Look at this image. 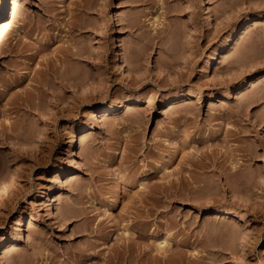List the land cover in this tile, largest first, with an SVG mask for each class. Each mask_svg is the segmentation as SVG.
Listing matches in <instances>:
<instances>
[{
    "label": "rangeland",
    "instance_id": "1",
    "mask_svg": "<svg viewBox=\"0 0 264 264\" xmlns=\"http://www.w3.org/2000/svg\"><path fill=\"white\" fill-rule=\"evenodd\" d=\"M10 1L0 264H264V0Z\"/></svg>",
    "mask_w": 264,
    "mask_h": 264
},
{
    "label": "bare ground",
    "instance_id": "2",
    "mask_svg": "<svg viewBox=\"0 0 264 264\" xmlns=\"http://www.w3.org/2000/svg\"><path fill=\"white\" fill-rule=\"evenodd\" d=\"M10 4H9V6H11V11L13 12V11H15L16 9H18V3H17V1L16 0H11L10 2H9ZM159 4V3H158ZM159 5H161V4H159ZM158 8H160V7H158ZM9 9H10V7H9ZM6 13V3H4V0L3 1H1V4H0V35H1V33H2V30H3V22H2V17L4 16V14ZM249 23H251V18L250 17H247V19L245 20V23H244V25H243V28H242V30H243V32L245 31V30H248V26H249ZM79 26H81L80 24H79ZM77 27V26H76ZM75 27V28H76ZM81 27H79V29H80ZM84 28V27H83ZM82 28V29H83ZM78 29V28H77ZM245 29V30H244ZM81 30V29H80ZM72 32H75V29L73 30L72 29ZM71 32V34H73ZM78 32H80L79 30H78ZM74 35V34H73ZM72 35V38L74 37ZM69 54V55H68ZM67 55H66V53H65V58H66V56L68 57V60L71 62V61H73L74 59H73V57H75V61L77 62L78 60H79V58H81V53L80 52H70V53H68ZM64 58V61H66V59ZM60 79V78H59ZM64 79V78H63ZM76 79V78H75ZM62 80V79H61ZM71 80H74L72 77H71ZM70 80V81H71ZM83 80V78L82 79H80L79 78V84L81 83V82H83L82 81ZM60 81V80H59ZM65 81V80H64ZM63 81V82H64ZM67 81V83H68V81H69V79H67L66 80ZM65 81V82H66ZM74 81H76V80H74ZM61 82V81H60ZM66 83V84H67ZM61 84H63L62 82H61ZM66 84L64 85V87L66 86ZM243 82H241L240 84H239V89H241L242 87H243ZM69 85V84H68ZM250 86H254V81H252L251 83H250ZM191 98H198V94H195V92L193 91V92H191V93H189L188 94ZM127 106H129V105H127ZM114 108L112 107V106H110V108H106L105 110H104V112L105 113H107V112H109V111H112ZM127 109H131V107L129 108V107H127ZM104 115H106V114H104ZM108 115V114H107ZM86 132H84V133H82V136H81V139H80V144H81V146H83L88 140H87V135L88 134H85ZM73 178H69V181H71ZM215 213L217 214V215H221V216H228V215H230V214H233L234 213V211L231 209V208H222V209H216L215 210ZM72 218V217H71ZM171 239H173V237L172 236H167V238H165V240L164 241H162L161 243H159V245H164V244H166V241H170ZM8 249H10V248H8ZM9 252H10V250H7L5 253L7 254H9ZM165 258H166V260L168 261V258L169 257H167L166 255H165ZM116 262V261H115ZM121 262H122V260H121ZM120 262V263H121ZM116 263H119V259L117 260V262ZM115 264V263H114ZM125 264H129V262H128V260L127 259H125Z\"/></svg>",
    "mask_w": 264,
    "mask_h": 264
}]
</instances>
